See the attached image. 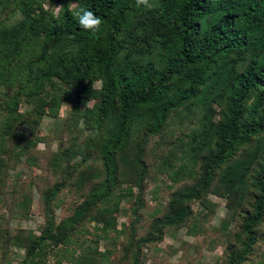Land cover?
Listing matches in <instances>:
<instances>
[{"label":"trees","instance_id":"obj_1","mask_svg":"<svg viewBox=\"0 0 264 264\" xmlns=\"http://www.w3.org/2000/svg\"><path fill=\"white\" fill-rule=\"evenodd\" d=\"M46 2L60 5L58 17L46 10ZM79 8L101 18L98 32L81 28L73 16ZM96 81L101 88L94 87ZM70 87L79 98L100 102L78 118L97 131L85 149H96L104 179L55 231L49 224L41 236L31 235L33 264L45 246L64 243L96 208L114 202L119 207L123 160L133 168L144 205L148 146L177 116L196 125L188 149L181 138L172 141L190 156V166L181 171L192 184L171 195L149 235L131 246L141 250L162 242L165 230L185 227L194 215L192 204L204 200L220 179L226 190L216 193L228 195L230 210L241 219V249L230 248L228 264H245L264 223V0H149L148 7L137 6V0H0L2 136L11 138L9 119L17 118V128L32 126L45 111L57 115ZM41 94L47 98L40 99V114L19 112L24 95ZM186 111L191 114L183 115ZM70 178L45 192L47 205Z\"/></svg>","mask_w":264,"mask_h":264},{"label":"rangeland","instance_id":"obj_2","mask_svg":"<svg viewBox=\"0 0 264 264\" xmlns=\"http://www.w3.org/2000/svg\"><path fill=\"white\" fill-rule=\"evenodd\" d=\"M46 5L52 16L60 15L61 8H54L60 7L58 3ZM17 16L21 18L20 14ZM94 87L101 88L102 82L96 81ZM67 89L70 95L65 97L57 115L45 111L32 126L17 128V118L9 119L14 129L9 134L11 138L2 136L6 132L4 126L0 131V264H33L28 255L31 235L41 236L49 224L55 231L83 204L93 185L104 179L96 149H85L97 131L78 118V113L96 110L100 102L79 98L72 87ZM42 95L32 98L24 95L19 112L27 117L40 114V99L47 98ZM2 103L0 97V106ZM187 114L191 113H183ZM194 124L195 121L177 116L170 121L165 135L156 137L148 146L149 174L141 193L144 205L137 198L140 190L134 182L133 168L123 160L116 191L122 197L119 207L114 202L96 208L69 233L64 243L57 246L47 243L36 264H228L230 248L241 249L238 239L241 219L237 210H230L228 195L216 193L226 190L220 179L204 200L192 204L194 215L185 227L165 230L162 242L142 246L141 250L131 246L135 239L140 241L149 235L153 220L164 215L171 195L192 184L190 175L181 171L184 164L190 166V156L180 147L176 149L172 141L181 138L183 147L188 149L185 144L191 140L188 134ZM170 153L173 155L169 156ZM165 155L169 156L170 169L163 164ZM85 156L88 157L84 159ZM69 174H74L72 179ZM64 176L70 179L47 205L45 192L61 184ZM260 235L245 264H264V223Z\"/></svg>","mask_w":264,"mask_h":264},{"label":"clouds","instance_id":"obj_3","mask_svg":"<svg viewBox=\"0 0 264 264\" xmlns=\"http://www.w3.org/2000/svg\"><path fill=\"white\" fill-rule=\"evenodd\" d=\"M144 5L146 7L149 6V0H137V6ZM73 3L69 5L71 8ZM47 7V5L45 6ZM55 9L59 10L61 7H54ZM73 16L77 20L78 24L81 26L82 29L96 33L99 31L102 20L98 17L92 10L86 8H79L77 11H73Z\"/></svg>","mask_w":264,"mask_h":264}]
</instances>
